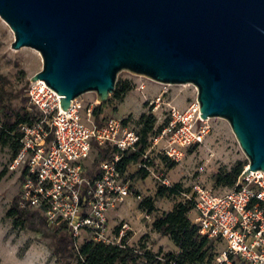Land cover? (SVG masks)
<instances>
[{
  "label": "water",
  "instance_id": "water-1",
  "mask_svg": "<svg viewBox=\"0 0 264 264\" xmlns=\"http://www.w3.org/2000/svg\"><path fill=\"white\" fill-rule=\"evenodd\" d=\"M0 18L62 111L105 102L121 70L192 84L199 117L226 120L247 158L239 179L264 172V0H0Z\"/></svg>",
  "mask_w": 264,
  "mask_h": 264
},
{
  "label": "built area",
  "instance_id": "built-area-1",
  "mask_svg": "<svg viewBox=\"0 0 264 264\" xmlns=\"http://www.w3.org/2000/svg\"><path fill=\"white\" fill-rule=\"evenodd\" d=\"M26 94L38 119L20 126L21 145L12 159V167L22 168L18 207L42 211L48 225L63 224L74 248L81 234L107 242L108 211L130 195V185L116 167L118 155L100 161L94 176L83 161L95 145L134 150L137 132L120 118L98 117L97 124L96 105H83L78 98L62 111L59 95L41 80L30 82ZM149 106L156 124L149 143L157 153L179 161L183 147L203 142L209 129L197 101L178 108L157 96ZM246 167L221 194L195 187L193 222L201 235L224 245L215 264H264V172L250 171L239 179Z\"/></svg>",
  "mask_w": 264,
  "mask_h": 264
},
{
  "label": "rangeland",
  "instance_id": "rangeland-1",
  "mask_svg": "<svg viewBox=\"0 0 264 264\" xmlns=\"http://www.w3.org/2000/svg\"><path fill=\"white\" fill-rule=\"evenodd\" d=\"M13 33L7 24L0 18V88H3V103L11 108L20 106L21 99L27 98L29 78L41 69V57L37 50L23 46L13 49L10 44ZM126 83L127 87L121 98H115L113 91L103 103H98L94 92H86L77 97L83 105L92 103L100 105L102 119L120 118L128 122L136 132L140 128L138 120L141 114H150L149 101L157 96L169 100L178 108H184L196 101V90L192 84H162L141 75H134L121 70L116 75L115 85ZM114 85V88H115ZM26 105L30 106L28 98ZM0 113V119H2ZM151 115V114H150ZM208 132L200 144L190 145L181 149L179 161L167 159L157 153L156 148L145 149L142 162H145L147 175H137L142 164L140 161L127 166L125 177L130 185V195L124 201L108 211L107 242L112 247H125L132 254L123 264H164L165 253L178 249L167 236L160 235L150 228L152 219L162 211H167L179 200L192 197L195 187L208 188L214 194H221L230 187L216 184L214 174L231 169L235 164L247 165V158L241 151L228 123L220 117L203 119ZM156 125L153 122V126ZM12 150L8 145L0 143V264H76L75 257H62L54 254L53 225H48L42 211L30 209L33 215L25 217L21 224L15 225L13 218L5 215L12 200L20 193L21 167H12ZM102 161L96 148L92 147L88 157L83 161L87 174L98 171V164ZM180 183L184 194L170 197H155V210L152 213L137 207L138 201L155 195L156 185H172ZM135 193H139L136 196ZM37 213V214H36ZM45 223H41L40 216ZM191 219L194 212L189 213ZM122 228L123 232L118 233ZM86 235L78 238L76 253L79 244ZM124 238V241H122ZM124 245H123V244ZM214 259L209 264H215V258L224 248L223 243L213 241ZM109 255L120 264L123 253L111 248Z\"/></svg>",
  "mask_w": 264,
  "mask_h": 264
},
{
  "label": "trees",
  "instance_id": "trees-1",
  "mask_svg": "<svg viewBox=\"0 0 264 264\" xmlns=\"http://www.w3.org/2000/svg\"><path fill=\"white\" fill-rule=\"evenodd\" d=\"M0 80L4 81L1 77ZM126 87V83H116L113 96L115 98H121ZM2 89L0 88V113H2V119H0V143L2 145H8L11 148V157L13 159L21 145L20 138L22 132L20 131V126L22 124L31 126L37 121L38 114L33 107L26 105L27 98H22L20 106L16 109L9 107V104H4ZM93 112L96 123L100 124L101 120L98 118L100 105L95 106ZM153 122L154 118L152 115L141 114L138 120L140 128L137 131L138 141L135 149L122 151L111 145H95L94 148H96L99 158L101 160H109L114 155H118L119 159L116 162V167L121 172H125L126 167L130 163L140 161L141 164L145 165V162H142V156L145 153V149L149 146L146 138L148 134L153 132ZM242 169L241 164H235L228 171L216 172L214 174L216 184L231 188L235 184ZM95 173H89L88 175L94 176ZM137 175L145 177L147 175L145 167L140 166ZM20 177L22 178V174ZM184 193L185 191L182 189L180 183H173L172 185L158 184L156 185L155 195L153 197L145 196L141 198L137 203V207L147 214L152 213L155 210V197H170ZM135 195L139 196V193H135ZM193 197L194 194L192 197L177 201L170 210L162 211L150 223L152 231L167 236L178 249L177 252L169 251L165 253L164 264H209L214 259V240L207 239L204 235H201L198 231L197 224L188 217V212L193 209ZM5 215L12 217L13 223L18 225L21 224L20 222L25 217L33 215V212L19 208L17 205V197H15L9 208L5 211ZM17 218L21 221L18 222L16 220ZM40 220L41 223H45L41 216ZM52 231L55 239L53 253L66 258L74 256L76 264H117L115 258L111 257L109 251H107L110 247L116 249L118 253H123L121 256L123 259L120 261V264H123V260L132 254L125 247H112L100 241L87 239H83L76 253H73V239L66 227L63 224H59L53 226ZM122 241H124V238H122ZM232 264L236 263L232 262Z\"/></svg>",
  "mask_w": 264,
  "mask_h": 264
},
{
  "label": "crops",
  "instance_id": "crops-1",
  "mask_svg": "<svg viewBox=\"0 0 264 264\" xmlns=\"http://www.w3.org/2000/svg\"><path fill=\"white\" fill-rule=\"evenodd\" d=\"M126 169H127V167H126ZM125 172H126V170H125ZM191 212V210L188 212V217L190 218V216H189V213ZM191 219V218H190ZM192 221H193V219H191ZM122 228L123 227H121V228H119L118 229V233H120L121 234V232H123V230H122Z\"/></svg>",
  "mask_w": 264,
  "mask_h": 264
}]
</instances>
